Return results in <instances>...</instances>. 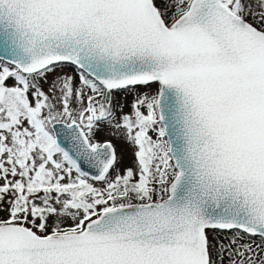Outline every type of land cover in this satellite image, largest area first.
<instances>
[{"label":"snow or ice","instance_id":"snow-or-ice-1","mask_svg":"<svg viewBox=\"0 0 264 264\" xmlns=\"http://www.w3.org/2000/svg\"><path fill=\"white\" fill-rule=\"evenodd\" d=\"M0 264H264V0H0Z\"/></svg>","mask_w":264,"mask_h":264},{"label":"rangeland","instance_id":"rangeland-1","mask_svg":"<svg viewBox=\"0 0 264 264\" xmlns=\"http://www.w3.org/2000/svg\"><path fill=\"white\" fill-rule=\"evenodd\" d=\"M10 83H11V81H10ZM125 111H127V109H125ZM105 138L112 139L113 144L117 149L118 155H120L123 158V161L125 163L131 162V152H130V150H128L126 148V146L120 140L115 139L111 136H106V135H102V136L98 137V139H105Z\"/></svg>","mask_w":264,"mask_h":264},{"label":"water","instance_id":"water-1","mask_svg":"<svg viewBox=\"0 0 264 264\" xmlns=\"http://www.w3.org/2000/svg\"><path fill=\"white\" fill-rule=\"evenodd\" d=\"M61 140L63 144H66L69 148L71 147V141L69 139H66L64 134H62ZM85 168L87 170V166H85Z\"/></svg>","mask_w":264,"mask_h":264}]
</instances>
